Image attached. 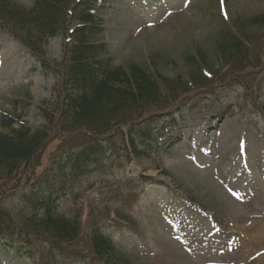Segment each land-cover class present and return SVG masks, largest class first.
<instances>
[{
    "label": "rangeland",
    "instance_id": "374dc122",
    "mask_svg": "<svg viewBox=\"0 0 264 264\" xmlns=\"http://www.w3.org/2000/svg\"><path fill=\"white\" fill-rule=\"evenodd\" d=\"M182 1L174 0L176 6L172 13L176 15L168 18L166 16V19L160 20L165 10L160 4L159 7H150L141 0H102L104 4L102 12L108 22L106 27L109 28L110 43L115 49L113 57L115 66L127 68L131 65H139L169 80L177 76L186 78L188 72L197 69L194 66L196 61L192 59L193 54L196 51H202L205 54L204 57L210 62L209 64L204 62L200 66L202 68L206 66L208 71H212L210 80L217 81L218 77L223 76L225 69L226 72L245 69L241 74L245 78L242 82L248 80L255 82L252 87L255 101L258 102L257 104H264L262 32L257 33L260 41L251 37L253 43L250 44L247 57H234L230 63L217 65L215 62L217 58L214 55L215 42L221 41L219 35L224 33L228 25L224 20L228 19L231 22L243 17V21L249 22L252 17L264 13V0H223V9L227 18L220 14L219 0H184L183 3ZM10 3L30 8L34 0H10ZM160 21L162 22L159 23ZM151 22V25H147ZM6 27L7 20L0 18V117L15 118L18 122H25L33 128L42 127L46 125V122L40 114L39 106L46 100H54L56 87L58 88L61 83V72L56 67L36 68L29 53L7 35ZM130 30H134V36L128 38L125 41L126 44L119 46L118 42H123ZM63 44L61 36L48 40L43 52L47 64L56 66L55 63L61 61L65 55ZM197 62L200 63V61ZM200 73L202 74L201 71ZM258 75H261L260 87L255 86ZM203 81V85L211 83ZM226 84L219 82L212 85L210 90L218 88L217 92H225L224 95L232 93L230 99L233 103L238 102L239 105L234 110L226 107L225 120L213 121L210 124L214 116L212 106L209 103H201V107H192L194 102H198L194 99L182 114L184 119L182 122L186 126L184 131L186 138L184 137V142L180 146L184 154L188 143L200 144L206 150H212V155L217 156L216 161L212 160V164H217V171L222 179H229L230 175L235 176L234 172L230 173L231 166L244 161L241 151L245 149L252 161H260L261 166L264 167V119L255 108H249L250 105L245 107L250 103L240 101L246 97L242 90L234 92V89H227L234 87L226 86ZM187 88L184 89L188 90ZM167 93L164 92L162 95ZM185 94L187 93L185 92L181 97ZM172 109H175V106ZM262 112L264 113V109ZM210 126L212 131L207 136L205 132ZM56 144L57 142L52 144V149ZM179 151L177 148V152ZM50 152L46 151L48 155ZM46 153L41 161L46 160ZM129 159L127 178L148 175L154 180L153 184L159 181L163 183L162 187L172 188L175 192H178L176 189L184 191L196 202L203 204L207 211L212 210L216 215L218 214L217 217L224 222L228 218L231 221H241L240 225L249 224L253 220L264 223V207L238 208L228 194L222 192L212 173L192 166L180 153L167 161L165 165L167 174L164 176H161L160 171L153 170L151 164L144 159L133 156ZM213 173L215 174V171ZM8 183L10 184V180ZM139 190H142V184H125L116 177L115 169L113 173L110 169H106L100 173V179L91 182L86 188H81L78 198L70 199L64 206V210L70 212L69 208L73 207L74 212L80 214L82 233L90 226L109 221L127 226L129 230L117 232L115 238L122 240L125 246L121 248L126 254L120 253L129 258L127 261L132 264H224L227 261V264H264V255L256 260L253 259L254 252L264 249V227L262 226L251 227L250 240L243 241L244 249L239 248L238 252L232 251L224 256L216 253L208 260L206 257L181 254L178 244L167 235V226L160 217L162 213L160 205L172 209L171 214L179 212L183 221L187 222L190 214L183 211L185 205L189 207L186 204L188 202L174 196L165 198L158 187L149 186L144 193L140 194L139 201L134 203L133 212L130 213L132 201L137 195L135 192ZM105 199L113 201L107 202L109 205L106 206ZM101 205L105 208L104 210ZM11 208L15 209L16 206ZM220 212L225 215L222 216ZM202 214L198 213L201 218L196 221L199 223L205 222L202 220ZM94 215L97 216V220L91 219ZM137 230L142 231L145 237L142 234L136 237L132 231L139 233ZM83 238H85L84 235L80 239ZM13 256V252L3 254L0 264H27L14 261Z\"/></svg>",
    "mask_w": 264,
    "mask_h": 264
},
{
    "label": "trees",
    "instance_id": "16d2710c",
    "mask_svg": "<svg viewBox=\"0 0 264 264\" xmlns=\"http://www.w3.org/2000/svg\"><path fill=\"white\" fill-rule=\"evenodd\" d=\"M98 2L34 0L30 8H23L0 0V18L7 20L14 28L12 34L34 54H41L46 40L56 35L63 36L65 46L58 65L62 77L56 100L41 109L46 125L34 129L19 123L16 128L12 119L0 122V236L8 244H18L17 255L36 264H64L66 258L83 255L93 264L132 263L99 227L90 226L82 233L80 214L59 212L58 205L64 201L63 195L59 196L61 187L51 191L42 178L20 198L23 208L19 211L6 208L2 202L8 187L13 189L22 177L27 182L41 177L50 161L60 168L67 186L90 165L99 168L121 162L130 154L150 159L152 148L160 144L158 112L176 105L189 83H202L198 62L194 64L197 69L188 72L186 78L172 80L139 65L115 67L110 49L103 43L107 30ZM259 31L264 38V13L249 22L234 19L219 35L221 41L215 42L216 64L247 57L251 37L261 40ZM197 53L201 64H209L203 52ZM164 92L167 95H162ZM133 123L126 143L119 127ZM54 142L57 144L52 149ZM45 153L46 160L41 161ZM83 235L85 238L80 239Z\"/></svg>",
    "mask_w": 264,
    "mask_h": 264
}]
</instances>
